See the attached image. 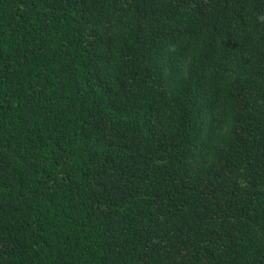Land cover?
I'll return each instance as SVG.
<instances>
[{"label": "trees", "instance_id": "trees-1", "mask_svg": "<svg viewBox=\"0 0 264 264\" xmlns=\"http://www.w3.org/2000/svg\"><path fill=\"white\" fill-rule=\"evenodd\" d=\"M0 264H264V0H0Z\"/></svg>", "mask_w": 264, "mask_h": 264}]
</instances>
